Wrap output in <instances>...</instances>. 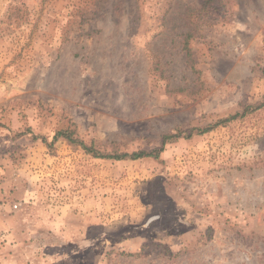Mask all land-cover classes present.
<instances>
[{
	"label": "rangeland",
	"instance_id": "obj_1",
	"mask_svg": "<svg viewBox=\"0 0 264 264\" xmlns=\"http://www.w3.org/2000/svg\"><path fill=\"white\" fill-rule=\"evenodd\" d=\"M203 2L0 0V264H264V105L159 159L42 140L150 151L264 103V0Z\"/></svg>",
	"mask_w": 264,
	"mask_h": 264
},
{
	"label": "trees",
	"instance_id": "obj_2",
	"mask_svg": "<svg viewBox=\"0 0 264 264\" xmlns=\"http://www.w3.org/2000/svg\"><path fill=\"white\" fill-rule=\"evenodd\" d=\"M216 1H218V0H204L203 5L206 6L208 3H213V2L215 3ZM192 34H193V32H191V30H188L187 32H185L184 41L186 43L189 40V38L192 36ZM186 43H185L184 47H186V49L188 51V55L190 56V52L186 46ZM262 105H264V103H260L257 106H248L245 108L243 113H236L235 115H232V116H229L226 118H222V119L218 120L217 122H215L214 124H210L208 126L192 128L188 131L187 130H178L175 133L165 134L162 138V146L158 149H153L150 151L139 150V151H133V152H121L115 147V145H113V150H111V151L105 150L104 151V150L97 148L94 144H87L84 140H82L81 138L76 136V134L73 130H69V129H63V130H59L58 132H56V134L53 137V141H51V142H48L47 139L44 137H42V140L48 146L51 147V145L54 142H57L60 138H64V139L68 140V142H70L71 144L82 147L86 153L91 154L94 157L103 158V159H114V160L132 159V160H134V159H140V158H145V157H152L155 159H159L161 153L164 151L165 146L168 142L176 141L182 137H184V138L192 137L194 135L195 131H196V134H203V133L209 132L219 125H226L228 122H231L232 120L236 119L237 117L245 116L247 114L246 112L249 109L251 111H253V110L260 108Z\"/></svg>",
	"mask_w": 264,
	"mask_h": 264
},
{
	"label": "crops",
	"instance_id": "obj_3",
	"mask_svg": "<svg viewBox=\"0 0 264 264\" xmlns=\"http://www.w3.org/2000/svg\"><path fill=\"white\" fill-rule=\"evenodd\" d=\"M0 195H2V192H0Z\"/></svg>",
	"mask_w": 264,
	"mask_h": 264
}]
</instances>
